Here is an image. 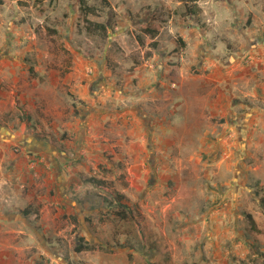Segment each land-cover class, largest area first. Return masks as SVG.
<instances>
[{
	"label": "rangeland",
	"instance_id": "obj_1",
	"mask_svg": "<svg viewBox=\"0 0 264 264\" xmlns=\"http://www.w3.org/2000/svg\"><path fill=\"white\" fill-rule=\"evenodd\" d=\"M82 1L0 3V264H264V0Z\"/></svg>",
	"mask_w": 264,
	"mask_h": 264
},
{
	"label": "trees",
	"instance_id": "obj_2",
	"mask_svg": "<svg viewBox=\"0 0 264 264\" xmlns=\"http://www.w3.org/2000/svg\"><path fill=\"white\" fill-rule=\"evenodd\" d=\"M103 1L106 2V0H103ZM178 1H181L184 3L186 7V12H188L189 14H196L199 10L198 5H197L198 0H178ZM3 2L4 0H0V3H3ZM82 2L84 4L83 8L85 9V13L93 11V8L87 5L86 0H83ZM98 26L99 28H105L104 24H99ZM158 28H152V27L146 26L145 30L148 33H151L153 35L155 32L159 31ZM89 180L93 182L94 184H96V186H100L103 183L102 179H98L96 177H91ZM111 195L117 201V203L122 207V210L118 211L119 214L123 213V216L127 217L132 212V210H131L130 205L124 201L126 198L125 195L122 193H117V192H113L111 193ZM25 214L28 215V212L26 211ZM252 222H253V226H255V221L252 220ZM72 247L76 252L96 250L95 246L91 242L86 241L84 237H79L78 240H75L74 242H72ZM33 251H36V249H34Z\"/></svg>",
	"mask_w": 264,
	"mask_h": 264
},
{
	"label": "crops",
	"instance_id": "obj_3",
	"mask_svg": "<svg viewBox=\"0 0 264 264\" xmlns=\"http://www.w3.org/2000/svg\"><path fill=\"white\" fill-rule=\"evenodd\" d=\"M2 128H0V130H1ZM3 131V130H2ZM16 138V137H15ZM18 139V138H17ZM18 141H19V143L21 144V146L23 147V149H25V151L26 152H34V153H40V149H41V147H39V142L34 138V137H25V138H23L22 140H19L18 139ZM42 151V150H41ZM23 157L25 158V155H20V160H23ZM60 173V169L58 168L57 170H56V175L57 174H59ZM56 180L58 181V183H57V185H52V188H50V191L52 190V189H54V187L55 186H57V188H58V190L60 191V193H62V189H63V193H64V196L67 198V199H69L70 201H72L73 202V200L74 199H72V197H69V196H67V193H66V189L64 188L66 185H65V183L67 182V181H62V179H61V175L59 174V175H57L56 176ZM67 187L68 188H70V185L68 186L67 185ZM63 195V194H62ZM8 219H5V221H7Z\"/></svg>",
	"mask_w": 264,
	"mask_h": 264
},
{
	"label": "flooded vegetation",
	"instance_id": "obj_4",
	"mask_svg": "<svg viewBox=\"0 0 264 264\" xmlns=\"http://www.w3.org/2000/svg\"><path fill=\"white\" fill-rule=\"evenodd\" d=\"M39 145H41V144H39Z\"/></svg>",
	"mask_w": 264,
	"mask_h": 264
}]
</instances>
